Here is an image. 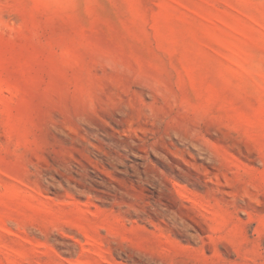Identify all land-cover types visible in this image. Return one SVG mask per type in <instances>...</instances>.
Returning a JSON list of instances; mask_svg holds the SVG:
<instances>
[{
  "label": "rangeland",
  "instance_id": "1",
  "mask_svg": "<svg viewBox=\"0 0 264 264\" xmlns=\"http://www.w3.org/2000/svg\"><path fill=\"white\" fill-rule=\"evenodd\" d=\"M0 264H264V0H0Z\"/></svg>",
  "mask_w": 264,
  "mask_h": 264
}]
</instances>
